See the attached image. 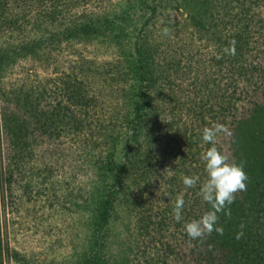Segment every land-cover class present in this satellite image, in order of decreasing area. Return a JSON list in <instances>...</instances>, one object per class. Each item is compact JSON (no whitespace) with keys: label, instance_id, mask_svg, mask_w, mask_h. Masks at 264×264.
<instances>
[{"label":"rangeland","instance_id":"374dc122","mask_svg":"<svg viewBox=\"0 0 264 264\" xmlns=\"http://www.w3.org/2000/svg\"><path fill=\"white\" fill-rule=\"evenodd\" d=\"M76 1L0 0V52L35 45L37 33L54 28L62 18L91 12L97 19L86 40L6 65L0 72V100L23 90L31 108L38 103L54 115L89 110L108 122L115 116L118 133L142 127L138 151L146 154L153 142L147 181L140 174H122L131 189L135 181L141 189L136 190V206L120 198L116 222L138 225L128 216L137 209L156 228L170 220L178 197L185 201L183 208L199 205L191 200L207 179L198 170L205 163L202 154L212 147L202 141L206 127L221 126L215 146L229 163H243L248 191L264 192V0H171L164 24L170 35L155 34L165 44L155 59L160 78L153 88L141 73L139 55L141 39L154 40L147 19L157 0H81L86 13L72 9ZM49 13L56 20L46 23ZM108 14L118 16L120 26ZM147 98L153 110L143 107ZM56 118L54 128H71L70 119L67 128ZM53 137L45 141L52 150L46 161L38 156L42 139L29 137V154L24 160L15 157L11 179L7 165L0 164V215L8 248L4 264H19L11 257L14 250L42 264H88L77 256L85 227L71 203V157L64 161V152L54 146L61 138ZM109 175L110 181L119 179L117 169ZM197 175L202 182L184 185L183 177Z\"/></svg>","mask_w":264,"mask_h":264},{"label":"trees","instance_id":"16d2710c","mask_svg":"<svg viewBox=\"0 0 264 264\" xmlns=\"http://www.w3.org/2000/svg\"><path fill=\"white\" fill-rule=\"evenodd\" d=\"M82 8H86V3L83 4L81 0L72 4V9L86 13V9L82 11ZM170 11L171 0L154 2L147 19L152 22L150 38L154 40L141 39L139 57L144 61L140 64L141 73L151 88L157 85L160 78L155 59L160 58V47L165 44V41L157 39L155 34L164 32V24ZM94 15L89 12L83 16L79 15L80 17L62 18L54 28L37 33L39 42L35 41V45H28L26 49L15 47L1 51L0 72L2 73L11 62L39 57L46 50L56 51L65 42L86 40L87 30L95 27L97 23ZM108 16H114L115 22L120 20L116 15ZM45 18L46 23L56 20L51 13ZM120 22L122 21L117 24ZM130 65L135 64L130 62ZM119 80L121 78L116 81ZM21 92L23 93V90L12 97L4 95L0 100V164L7 165V174L11 179L14 173L10 171V165H14L15 157L24 160L29 154L26 147L29 137L42 139L38 155L42 161L52 157V150L49 149L51 144H46L45 141L54 138V135L61 138L60 143L54 144L55 150L64 152V161L68 163V158L71 157L70 166H67L75 180L74 198L71 203L77 211L78 222L85 227L84 237L77 246L78 257L83 260L87 258L88 264H264V192H251L246 189L235 194L236 200L231 205V215L220 214L219 222L224 228L223 235L213 231L195 240L188 236L185 225L201 218L211 209V205L203 200L201 195L191 200L199 205L189 209L183 208L180 222L174 219L173 210H170V220L158 223L155 228L143 219L146 212L131 209L128 216L133 217L138 225L118 224L116 221L120 198H126L136 206V198L139 197L136 190L141 189L137 181L134 182L135 189H131L130 185H126V179H121L122 174H140L146 183V171L149 169L147 165L154 155L153 142L150 143L146 154L137 149L138 141L143 138L142 127L131 129L129 133H118L115 116L108 122L107 118L99 115L100 113L94 114L93 111L82 109L70 112L71 115H54L43 111L38 103H33L32 108L29 107L32 100L26 99ZM148 106L153 110L147 98L143 107L146 109ZM219 108L227 109V106ZM54 116L58 121L60 119V122H64L67 128L65 121L70 119L71 128H54ZM68 136H72L70 141L66 140ZM107 149L111 151V155L105 159ZM119 159H124L123 164ZM63 165L65 168V164ZM115 169L119 179L114 182L109 180V174ZM198 170L206 173L205 163ZM1 175H4V169L0 177ZM2 229L0 215V264H4V254L8 251ZM240 232H243V235L237 239ZM11 257L19 264H42L28 260L17 250L12 252Z\"/></svg>","mask_w":264,"mask_h":264},{"label":"clouds","instance_id":"9594fccd","mask_svg":"<svg viewBox=\"0 0 264 264\" xmlns=\"http://www.w3.org/2000/svg\"><path fill=\"white\" fill-rule=\"evenodd\" d=\"M164 35H170L169 29L165 28ZM221 126L204 128L202 141L211 144L206 152L201 156L205 162V172L207 174L206 182L200 185V195L203 200L211 205V209L201 218L193 220L185 225L188 236L195 240L206 234L215 231L219 235L224 234V228L220 225V214L231 215V205L235 203L236 193L245 191L247 188L248 176L243 163H229L228 158L215 146L217 132ZM200 181L197 176L183 177V183L186 187H194ZM185 201L183 197H178L173 208L174 219L177 222L182 220V210ZM243 228V225H241ZM243 235V232L237 234V239Z\"/></svg>","mask_w":264,"mask_h":264}]
</instances>
